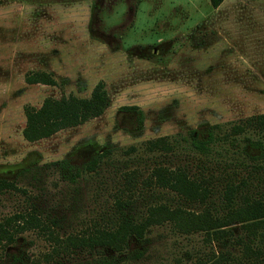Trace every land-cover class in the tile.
<instances>
[{
	"label": "rangeland",
	"instance_id": "1",
	"mask_svg": "<svg viewBox=\"0 0 264 264\" xmlns=\"http://www.w3.org/2000/svg\"><path fill=\"white\" fill-rule=\"evenodd\" d=\"M40 73L54 85L28 83ZM98 82L100 117L23 139L25 107L88 98ZM0 180V221L35 211L61 238L100 241L46 261L52 244L26 231L0 246V264H209L221 253L247 264L234 242L184 233L177 218L125 239L136 258L102 243L154 206L185 222L224 218L240 237L235 209L264 202V0H0Z\"/></svg>",
	"mask_w": 264,
	"mask_h": 264
},
{
	"label": "trees",
	"instance_id": "2",
	"mask_svg": "<svg viewBox=\"0 0 264 264\" xmlns=\"http://www.w3.org/2000/svg\"><path fill=\"white\" fill-rule=\"evenodd\" d=\"M224 0H209L212 8L216 9ZM28 78V83H43L45 85H54L53 80L46 74L40 73ZM108 97L105 85L98 82L92 89L90 96L84 99H78L74 96H68L60 100L47 98L42 102L38 109L25 107V127L22 131L23 139L26 142L33 143L42 139L49 138L57 132L83 124L88 120L100 117L108 107ZM194 147L198 150L207 148V142H197L195 133L191 135ZM97 161L92 160L82 167L83 171L93 172L96 169ZM79 173L75 176L78 177ZM9 186L4 180H0V189ZM233 216L239 214L246 216L240 221V237H236L232 230L224 229L226 224L218 222L222 219H212L210 217L197 219L196 221L185 222L181 220L179 212L171 217L168 210L162 207H150L145 213L144 220L139 223L125 222L119 226V229L109 233V239L102 244L118 255H128L129 258H136L137 251L129 252L122 250L126 244L125 239L132 235L140 240L149 226L160 225L164 222H172L177 218L174 224L184 233L195 231L203 232L207 242H215L222 245L225 241L230 240L236 246L241 247V258L238 261L245 260L247 264H264V202L243 204L235 209ZM252 211H258L256 216ZM232 213L230 214L231 218ZM26 231H36L42 234L52 244V251L45 255V260L54 258L61 254H70L75 251L86 250L92 252L99 241L90 232L69 235L61 238L51 229L45 221L35 211L18 212L10 217L0 221V246H9L13 244L16 237ZM132 256V257H131ZM243 258V259H242ZM231 259L229 253H221L210 260L209 264H224ZM102 264H109L104 257L101 259ZM231 261V260H230ZM251 263H250V262Z\"/></svg>",
	"mask_w": 264,
	"mask_h": 264
}]
</instances>
